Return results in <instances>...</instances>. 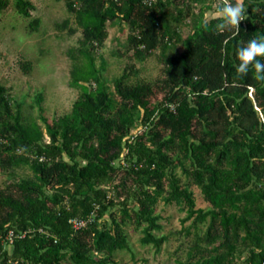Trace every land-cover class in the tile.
Instances as JSON below:
<instances>
[{
    "label": "trees",
    "instance_id": "16d2710c",
    "mask_svg": "<svg viewBox=\"0 0 264 264\" xmlns=\"http://www.w3.org/2000/svg\"><path fill=\"white\" fill-rule=\"evenodd\" d=\"M188 1L201 6L182 38L178 23L189 16L190 4L172 15L165 0L149 5L144 0H65L88 48L79 49L82 61L73 62L70 72V86L81 90L70 112L52 122L41 118L48 141L35 120L23 119L18 106L13 111L0 84V167L25 164L32 172L0 188L1 261L105 264L115 250L127 247L120 225L131 217L138 225L146 223L142 243L159 247L165 236L152 232L160 228L153 205L167 178L162 198L182 205L186 219L205 225L195 229L181 264H264V80L254 78L251 63L248 73L237 71L239 46L264 36V0H243L247 7L240 27L223 30L217 27L221 16L203 17L211 0ZM7 3L0 0V9ZM15 7L29 16L32 4L15 0ZM110 21L136 28L127 40L137 58L183 42L180 51L164 58L163 76L155 82L115 79L118 99L91 54L107 37ZM38 23L33 19L29 25L34 29ZM21 65L30 70L29 62ZM157 93L160 100L152 102ZM136 123L141 131L129 141ZM125 148V164L116 165ZM176 166L199 187L207 209L196 207L188 186L174 175L168 178ZM119 171L125 195L116 200L119 191L107 195ZM125 176L132 181L128 189ZM115 205L120 206L118 218L110 212L108 222L100 221ZM74 218L87 222L75 229L69 221Z\"/></svg>",
    "mask_w": 264,
    "mask_h": 264
},
{
    "label": "rangeland",
    "instance_id": "374dc122",
    "mask_svg": "<svg viewBox=\"0 0 264 264\" xmlns=\"http://www.w3.org/2000/svg\"><path fill=\"white\" fill-rule=\"evenodd\" d=\"M7 1V5L0 9V84L6 88L13 111L18 106L23 119L35 120L44 132V141H48L41 118L52 122L70 112L73 102L81 92L79 87L70 86V72L73 62L82 61L79 49L88 48V45L82 44V32L76 15L67 9L65 0H28L32 4L29 16L17 11L15 0ZM165 2L166 10L172 15H176L178 9L184 12L186 4H190L189 16L178 23L181 37L185 38L191 31L192 19L199 13L201 4H193L188 0ZM219 4H222L219 0H211V8L203 14L205 20L220 16L217 9ZM244 6L246 9L247 6ZM171 18L168 21L174 25ZM33 19H38L39 22L34 29L29 25ZM106 31L107 37L100 46L91 50V54L108 90L117 99L113 90L115 79L123 76L127 84L153 83L163 76L164 58L183 48L182 41L172 42L144 58H137L127 40L128 35L135 33L134 26L126 22L110 21L106 23ZM23 62L30 63L28 72L24 71L21 65ZM38 94L41 95L39 103L36 101ZM161 96V93H157L151 101L157 102ZM140 130V123H136L130 129L129 135L133 132L139 134ZM118 164H122L120 160H117L116 165ZM169 175H174L180 185H186L193 191L197 208H208L199 187L188 178L181 166H176L171 174L168 171V178ZM30 176L31 169L25 164L7 169L0 167V188ZM123 177V171H119L116 181L108 188V197L119 191L120 196H115V199H122L125 191L120 189L118 182ZM125 179V189H128L132 186V181L128 176ZM163 188L164 193L157 197L153 205V215L157 216L160 228L152 232L155 236H165V240L159 247L152 243H142L146 223L138 225L133 217L125 219L120 228L125 235L127 247L115 250L111 260L105 264H181L185 260L195 229L202 231L205 225L194 223L193 217L186 219L187 211L182 205L162 198L168 190L167 178ZM110 212L118 218L120 206L112 207L100 221L108 222ZM0 264L16 263L0 260ZM61 264L71 263L64 260Z\"/></svg>",
    "mask_w": 264,
    "mask_h": 264
},
{
    "label": "clouds",
    "instance_id": "9594fccd",
    "mask_svg": "<svg viewBox=\"0 0 264 264\" xmlns=\"http://www.w3.org/2000/svg\"><path fill=\"white\" fill-rule=\"evenodd\" d=\"M217 9L222 17L221 22L217 25L220 30H223L226 25L240 27L239 21L245 17L246 11L243 0H224L222 4L217 5ZM237 56L240 61L237 67L239 73H248L251 63L255 67L254 78L264 80V59L257 58L264 56V36H254L239 46Z\"/></svg>",
    "mask_w": 264,
    "mask_h": 264
},
{
    "label": "built area",
    "instance_id": "2783aa9c",
    "mask_svg": "<svg viewBox=\"0 0 264 264\" xmlns=\"http://www.w3.org/2000/svg\"><path fill=\"white\" fill-rule=\"evenodd\" d=\"M152 1H153V0H144V2L147 3L148 5H149ZM219 2H220V3H223L224 0H219ZM171 108H172V106H171ZM260 116H261L262 120L264 121V115L260 114ZM140 131H141V130H140ZM136 135H137V133H136V132H133L132 134L129 135V139H128V140L130 141V140L134 139V137H135ZM126 151H127V149L125 148V149L123 150V152H122L121 159H119L123 165L125 164V162H124V160H123V156H124V154L126 153ZM69 221L72 223V225H73V227H74L75 229H78V228L84 226V225L86 224V222H87L86 220H83V219H76V218H74V219H70ZM12 235H13V234H12V231H9V233H8L9 241H11V239H12Z\"/></svg>",
    "mask_w": 264,
    "mask_h": 264
}]
</instances>
